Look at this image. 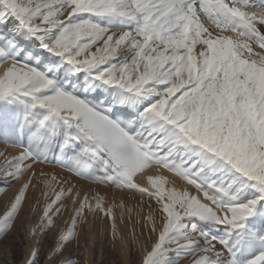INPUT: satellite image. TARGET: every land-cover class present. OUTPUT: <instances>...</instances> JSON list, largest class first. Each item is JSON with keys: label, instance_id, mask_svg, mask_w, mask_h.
<instances>
[{"label": "snow or ice", "instance_id": "1", "mask_svg": "<svg viewBox=\"0 0 264 264\" xmlns=\"http://www.w3.org/2000/svg\"><path fill=\"white\" fill-rule=\"evenodd\" d=\"M0 143L2 264H81L89 216L115 237L85 184L143 198L139 264H264V0H0ZM41 164L71 176L42 212Z\"/></svg>", "mask_w": 264, "mask_h": 264}, {"label": "rangeland", "instance_id": "2", "mask_svg": "<svg viewBox=\"0 0 264 264\" xmlns=\"http://www.w3.org/2000/svg\"><path fill=\"white\" fill-rule=\"evenodd\" d=\"M1 146L2 144L0 143V147ZM0 151H3V150L0 149ZM41 166H43L44 168H50V167L55 168L56 171H54L55 172L54 176L56 177L58 181H61L59 179L60 174H63L65 176L67 175L68 178H71L70 174L63 169H60L58 167L43 165V164H41ZM47 176L51 178L53 176V173H50L49 171L47 172ZM33 183L34 185H37L36 187H32L34 198L33 199H29L28 197L27 198H28L29 203L33 207L37 206V200H39V211L42 212L45 202L44 200H42V197L38 193V191H39V186H41L43 182L40 180V183L37 184V181L34 180ZM81 183H84V182H81ZM85 185H88V184H85ZM61 186H64V185H61ZM89 186L95 189H100V190L102 189L101 190L102 195L104 197L106 196L107 192H104V191H107L108 189L100 188L96 185H89ZM3 197H4V194L0 193V214H2L4 211L3 206H4L5 201L3 200L4 199ZM67 204L69 207V212L65 213V215L63 216L61 220V225H63L64 220H68L71 214L70 213L71 198H69V200L67 201ZM137 213L135 211L133 215L128 214L126 218H124V220L128 225H130L131 228L136 229L138 236H139L138 239H142L143 237L144 242H146L147 230L144 229V226H143V219H144L145 214L140 215V223L138 224L137 223ZM130 216L132 218H130ZM38 218H39V212L36 215V219ZM108 219L109 217H105L101 215V217L93 223L92 217L89 216V225H90L89 228L86 230L85 229L81 230L80 240H79L80 247L77 249L75 245L72 246L76 258L81 262V264H85V262L86 264H139V260L141 257V251L138 245L139 240H137V238H135V236L131 234H129L127 238L121 237L116 232L117 229H115V237H114L112 220L111 219L108 220ZM121 219L122 217L120 215H117V216L115 215V228L117 226L116 224L121 226L120 229L123 227V222H121ZM121 231L122 233H124L125 229L122 228ZM124 240H126L125 243L123 242ZM126 242L128 246L126 245ZM136 242L138 244H136ZM10 252L11 254L8 256V259L10 260L15 259L19 254L18 251L10 250ZM3 255H4V250L0 248V264H2L3 262Z\"/></svg>", "mask_w": 264, "mask_h": 264}, {"label": "bare ground", "instance_id": "3", "mask_svg": "<svg viewBox=\"0 0 264 264\" xmlns=\"http://www.w3.org/2000/svg\"><path fill=\"white\" fill-rule=\"evenodd\" d=\"M2 144V143H1ZM4 145L2 144V146L0 147V149H2V150H4ZM8 151L9 152H13V153H15V152H17L18 151V149H15V148H9L8 149ZM41 169H43V171H44V173L46 174L44 177H41V178H39L42 182L44 181V180H46V179H50L49 178V176H47V172H49L50 171V173H53V176H54V174H55V172L54 171H56V169L55 168H44L43 166H41V165H37V167H36V172L39 174V172H40V170ZM61 171V170H60ZM152 171V173L153 174H160V175H164L165 177H167L168 179H172L173 177L171 176V174H168V173H166V172H164V171H162V170H160V169H152L151 170ZM63 173V172H62ZM64 174H66V173H64ZM69 175V174H68ZM25 179H27V177H25ZM59 179L62 181V180H69V179H71V178H68L67 177V175L65 176V175H63V174H60V176H59ZM73 183H76V181H72ZM21 183H23V181L21 182ZM80 184H83V183H78L77 184V188H76V190L77 191H79L80 190ZM68 185H64V187H67ZM142 187H148L149 188V191H154V189H152L151 188V185L148 183V176H145L144 177V183L141 185ZM18 187H20V185H17L16 186V188H18ZM16 188H13V189H10V190H8L6 193H3L4 194V201H7L10 197H12V195H13V193L16 191ZM98 188V187H97ZM85 190H87L91 195L92 194H95L97 191L102 195V189L100 190V189H95V188H93V187H91V186H89V185H85ZM43 191H45V189H44V185L42 184L41 186H39V191H38V193L41 195V193L43 192ZM104 192H107V194H106V196H105V200H106V203H105V207L107 208L109 205H111V204H117V205H124V207L123 208H121V207H117V208H115L114 209V213H115V215L117 216V215H120L121 217H122V219H121V222H123V227L122 228H124L125 229V232L124 233H122V231H121V229H120V227L121 226H119L118 224H116L117 226H116V228L115 229H117L116 230V232L118 233V235H120L121 237H125V238H127L128 236H129V234H131V235H134L135 236V238H137V240H139L138 241V243L136 242V244H138L139 245V247H140V251H141V249L143 248V246H144V244L146 243V242H144V238L142 237V239H138L139 238V236H138V233H137V231H136V229H134V228H131L130 227V225H128L126 222H125V220H124V218H126V216L129 214V211H128V209H132V211H131V214L133 215L134 213H135V211H136V213H137V211L140 213V215H144V214H146L147 213V211H148V209L147 208H144V201H143V198L142 197H140L139 195H134L133 193H130V192H121L120 190H118V189H108L107 191H104ZM73 195H75V193H73ZM27 197L29 198V199H33L34 198V194H33V189L32 188H30L29 189V192L27 193ZM41 197H42V195H41ZM42 200H44V198L42 197ZM31 201V200H30ZM44 202L45 203H47V201L46 200H44ZM44 203V204H45ZM93 203H94V201H93ZM71 205V204H70ZM141 209H143V211H141ZM70 214V213H69ZM130 218H132L131 216H130ZM142 218V217H141ZM110 219V218H109ZM108 219V220H109ZM129 219V218H128ZM105 224V223H104ZM102 226V225H101ZM105 226V225H104ZM112 227H113V225H112ZM97 228V227H96ZM105 228V227H104ZM139 232V231H138ZM142 236V235H141ZM141 236H140V238H141ZM134 238V237H133ZM134 238V239H135ZM125 241L126 240H124L123 242L125 243ZM128 242V241H127ZM127 242H126V245H127ZM128 246V245H127Z\"/></svg>", "mask_w": 264, "mask_h": 264}]
</instances>
